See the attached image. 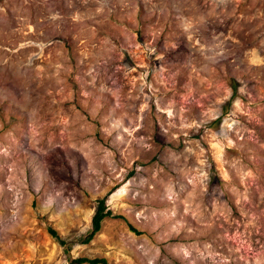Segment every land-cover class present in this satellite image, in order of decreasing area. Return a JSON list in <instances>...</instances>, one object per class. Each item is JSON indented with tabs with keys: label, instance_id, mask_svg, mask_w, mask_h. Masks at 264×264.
Masks as SVG:
<instances>
[{
	"label": "rangeland",
	"instance_id": "rangeland-1",
	"mask_svg": "<svg viewBox=\"0 0 264 264\" xmlns=\"http://www.w3.org/2000/svg\"><path fill=\"white\" fill-rule=\"evenodd\" d=\"M78 256L264 264V0H0V264Z\"/></svg>",
	"mask_w": 264,
	"mask_h": 264
},
{
	"label": "trees",
	"instance_id": "trees-1",
	"mask_svg": "<svg viewBox=\"0 0 264 264\" xmlns=\"http://www.w3.org/2000/svg\"><path fill=\"white\" fill-rule=\"evenodd\" d=\"M111 211H109L104 203V199H98L96 201V208L94 210V213L91 217V229L87 233V236L82 239L83 242H87L90 240V238L93 236L94 233H96L100 229L101 221L106 217L110 216ZM52 234L55 235V232L52 231ZM137 232V231H136ZM60 243H63L64 240L59 239ZM84 262H87L89 264H107L106 260L104 258L95 257V258H87V257H74L71 258L68 262V264H83Z\"/></svg>",
	"mask_w": 264,
	"mask_h": 264
}]
</instances>
